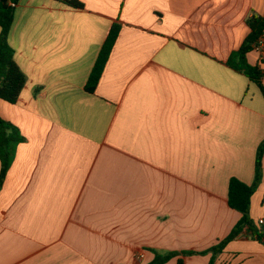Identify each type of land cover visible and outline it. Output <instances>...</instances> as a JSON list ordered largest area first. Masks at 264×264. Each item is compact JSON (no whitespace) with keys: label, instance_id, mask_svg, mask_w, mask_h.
Returning a JSON list of instances; mask_svg holds the SVG:
<instances>
[{"label":"crops","instance_id":"obj_1","mask_svg":"<svg viewBox=\"0 0 264 264\" xmlns=\"http://www.w3.org/2000/svg\"><path fill=\"white\" fill-rule=\"evenodd\" d=\"M78 1L83 10L15 6L9 43L27 84L17 104L0 99V117L26 141L0 190V264H151L210 250L241 220L229 184H254L264 142V97L228 66L264 0ZM248 63L264 71V53ZM251 219L264 232V157ZM216 264H264V244L244 234Z\"/></svg>","mask_w":264,"mask_h":264},{"label":"trees","instance_id":"obj_2","mask_svg":"<svg viewBox=\"0 0 264 264\" xmlns=\"http://www.w3.org/2000/svg\"><path fill=\"white\" fill-rule=\"evenodd\" d=\"M19 1L0 0V99L12 105L18 103L27 84V77L18 66L15 60V51L9 43L15 22V6ZM59 1L76 10L84 9V5L78 0ZM247 25L250 28V34L245 39L242 47L231 55L228 66L234 71L244 74L251 82L256 84L264 97V71L260 66H251L248 63V55L256 50L261 39L264 38V17L253 13L247 19ZM121 29L122 27L119 24L113 25L85 87L88 94L96 92L120 36ZM25 141L26 139L17 127L0 117V190L15 160L18 146ZM263 157L264 142L258 149L256 178L253 185H247L237 178H232L230 181L228 203L231 209L242 215V218L226 239L205 252L168 253L164 255L156 253L151 264H168L179 256H205L209 254L213 256L210 264H216L217 257L225 251L228 245L244 234L250 235L264 244V232L251 219L252 197L256 194L262 181ZM178 264H183V262L179 261Z\"/></svg>","mask_w":264,"mask_h":264},{"label":"built area","instance_id":"obj_3","mask_svg":"<svg viewBox=\"0 0 264 264\" xmlns=\"http://www.w3.org/2000/svg\"><path fill=\"white\" fill-rule=\"evenodd\" d=\"M256 51L264 53V38L261 39L259 45L256 47ZM261 226L264 225V220L260 221L259 223Z\"/></svg>","mask_w":264,"mask_h":264}]
</instances>
